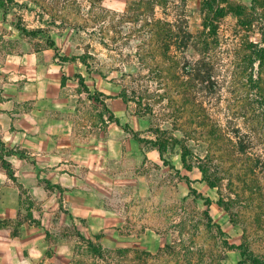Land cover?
I'll return each instance as SVG.
<instances>
[{
    "label": "rangeland",
    "instance_id": "obj_1",
    "mask_svg": "<svg viewBox=\"0 0 264 264\" xmlns=\"http://www.w3.org/2000/svg\"><path fill=\"white\" fill-rule=\"evenodd\" d=\"M204 1L0 8V95L45 91L81 111L85 143L109 160L98 179L111 183L102 198L111 223L59 232L75 243L73 262L237 264L229 245L244 241L264 264V103L247 81L257 62L244 60L264 27V0H211L225 8L210 15L214 34L203 27Z\"/></svg>",
    "mask_w": 264,
    "mask_h": 264
},
{
    "label": "crops",
    "instance_id": "obj_2",
    "mask_svg": "<svg viewBox=\"0 0 264 264\" xmlns=\"http://www.w3.org/2000/svg\"><path fill=\"white\" fill-rule=\"evenodd\" d=\"M25 92L0 95V142L10 150L0 160V264H82L73 262L74 241L59 232L111 223L102 199L111 183L98 179L109 160L85 143L81 111L44 100L45 91Z\"/></svg>",
    "mask_w": 264,
    "mask_h": 264
},
{
    "label": "trees",
    "instance_id": "obj_3",
    "mask_svg": "<svg viewBox=\"0 0 264 264\" xmlns=\"http://www.w3.org/2000/svg\"><path fill=\"white\" fill-rule=\"evenodd\" d=\"M6 3V0H0V8H2ZM255 6L252 7V9ZM203 12H205L204 20H203V27L204 30H208L210 33L216 32V24L217 22L210 17V15L213 13L224 15L225 14V8L223 6H220L219 4L214 5L211 0H205L202 5ZM255 9V8H254ZM244 7H240L238 5L235 6V14L238 19V23L242 28H250L252 23L250 20H243ZM261 13L264 14V4L261 5ZM245 31H248L249 29H244ZM259 33V41L252 43V49H249V52L244 56V60H248V64L250 66L253 65L254 61L257 62V78L253 79V75L250 74L249 77H247V81H253V84H255L257 91L259 92V96L263 99L264 103V88L260 84L262 82L263 77L262 74L264 73V27L262 26ZM32 34L36 33V31H31ZM236 67V66H235ZM238 67L234 70H237ZM247 70L244 68V71ZM264 106V105H263ZM116 122L118 123V120L116 119ZM264 125V124H263ZM155 146L159 149V153L162 156L163 154V148L162 146L157 142H153ZM10 150L7 149L1 142H0V160H2L4 164V155L9 154ZM208 203V201H207ZM90 245V244H89ZM230 248L237 249L240 255V259L237 264H262L261 260L258 258L256 254H254L246 244V242H241L240 244H230ZM92 248V247H91ZM100 247H93L94 251H100Z\"/></svg>",
    "mask_w": 264,
    "mask_h": 264
}]
</instances>
